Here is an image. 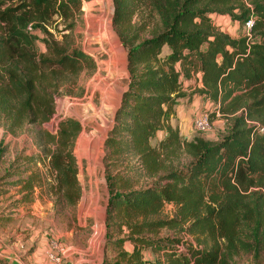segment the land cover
Wrapping results in <instances>:
<instances>
[{"label": "trees", "instance_id": "trees-1", "mask_svg": "<svg viewBox=\"0 0 264 264\" xmlns=\"http://www.w3.org/2000/svg\"><path fill=\"white\" fill-rule=\"evenodd\" d=\"M82 2L0 0V125L6 135L50 122L65 79L96 71L92 56L69 51L53 33L58 18L73 27ZM113 4L129 77L105 142L109 203L101 264H240L246 256L261 258L264 0ZM213 15L254 23L235 37ZM196 77L199 85L191 95L209 100L216 106L213 116L229 123L219 140L190 138L173 123L177 106L191 98L185 81ZM82 130L79 120L66 118L55 133H37L43 154L23 159L46 170L6 172L7 178L17 177L10 183L22 195L19 201H31L38 188L62 206L59 213L76 214L82 186L74 148ZM3 151L0 146V158ZM169 204L174 216L159 218Z\"/></svg>", "mask_w": 264, "mask_h": 264}, {"label": "rangeland", "instance_id": "rangeland-1", "mask_svg": "<svg viewBox=\"0 0 264 264\" xmlns=\"http://www.w3.org/2000/svg\"><path fill=\"white\" fill-rule=\"evenodd\" d=\"M113 16V0H83L73 27H68L71 22L56 19L54 24L59 28L53 29V33L60 44L69 51L82 50L92 56L97 64L96 71L65 79L66 84L61 86L63 95L56 99V112L50 122L30 125L22 133L13 136L6 135L0 125V146L4 149L0 158V249H7L8 246L9 250H25V257H28L26 264H46L43 262L45 259L48 260L47 264H101L105 256L109 203L104 164L105 142L128 88L129 77L127 53L115 30ZM212 18L216 24H221L224 32L235 37L248 33L246 24L219 15H213ZM36 45L39 52L45 51L40 39L36 40ZM198 82V77L185 81L187 88L192 86L188 94L191 95ZM183 104L182 109L177 106V112H182L180 120L175 119L173 123L179 125L180 121L185 126L184 135L190 138L201 135L219 140L227 133V119L220 115L213 116L216 106L209 100L191 95ZM202 112L208 113L212 119L208 131H200L195 127L196 117ZM66 118H75L83 126L74 148L82 186V196L74 213L76 219L70 210L59 213L62 206L38 188L31 201H19L22 195L10 183L17 177H6L7 171L15 173L26 167L30 168L28 174L37 166L46 170L43 163L36 166L23 157L39 152L43 154L36 144L37 133L40 130L55 133L58 123ZM174 211V205H166L159 218H170L174 216ZM161 232L166 235L168 230ZM33 250H44V253L38 254L35 260ZM72 250H89L88 257L93 252V256L98 254V260L95 263L78 260L80 255L76 254L77 258L70 262L67 259ZM56 258L59 262H56ZM10 260L7 263L0 259V264H12L13 261V264H19L17 260ZM240 264H264V253L261 258L243 257Z\"/></svg>", "mask_w": 264, "mask_h": 264}, {"label": "crops", "instance_id": "crops-1", "mask_svg": "<svg viewBox=\"0 0 264 264\" xmlns=\"http://www.w3.org/2000/svg\"><path fill=\"white\" fill-rule=\"evenodd\" d=\"M183 106H184V104L182 103L179 106V109H182ZM179 111H181V110H179ZM181 113L182 112H180V113L177 112V116H178L179 120H180V117L182 115ZM179 126H180V128L182 130V133H184L183 132V127H185V126L183 124H181L180 121H179ZM163 137H164V133L161 132L158 135V138L162 139ZM24 251L25 250H9L8 246H7V249L1 248L0 249V259L4 260V262L6 261L7 263H10L11 262L10 259H12V260H17V262H19V264H26L25 262L27 261L28 257L27 258L25 257L27 252H24ZM43 251L44 250H33V252H32L33 258L35 260H37V255L38 254H43L44 253ZM66 251H69V250H66ZM88 251L89 250H72V252L68 254V259L67 260H69L70 262L74 261L77 258L75 255L78 254V255H80L78 260H86V261H90V262L95 263V261L98 260V254H97V256L96 255L93 256V252H92V253L89 254V257H88ZM98 253H99V251H98ZM83 255L85 257L87 256V258L83 257ZM102 258H103V256H102ZM47 261L48 260L45 259L43 262L47 264ZM13 263H14V261L12 262V264ZM27 263H28V261H27Z\"/></svg>", "mask_w": 264, "mask_h": 264}, {"label": "built area", "instance_id": "built-area-1", "mask_svg": "<svg viewBox=\"0 0 264 264\" xmlns=\"http://www.w3.org/2000/svg\"><path fill=\"white\" fill-rule=\"evenodd\" d=\"M253 23H254V21L252 18L246 22V26L248 27V29H251V27L253 26ZM195 127L200 131L210 130L211 129V122H210L209 114L206 112L200 113L196 117ZM55 260H56V262H59L58 258H56Z\"/></svg>", "mask_w": 264, "mask_h": 264}]
</instances>
